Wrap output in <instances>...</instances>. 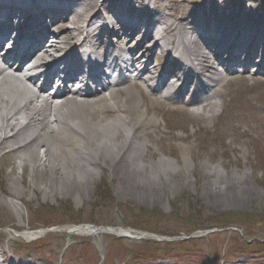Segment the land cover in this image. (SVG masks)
I'll return each instance as SVG.
<instances>
[{
	"label": "bare ground",
	"instance_id": "bare-ground-1",
	"mask_svg": "<svg viewBox=\"0 0 264 264\" xmlns=\"http://www.w3.org/2000/svg\"><path fill=\"white\" fill-rule=\"evenodd\" d=\"M258 1L262 5L197 0L177 10L163 0H42V7L34 13L37 0H0L4 10L0 12V131L10 133L0 134V151L11 159L24 157L36 175L54 182L99 175L107 160L111 166L106 169L123 174L126 185L138 177L152 182L147 179L151 168L140 164L145 151L136 145L140 135L133 130L147 131L158 124L142 112L145 106L150 113V98L140 95L143 104L138 105L133 101V88L126 86L136 80V86L155 95L166 94L174 100L173 107L188 100L192 116L208 108L215 111L214 88L222 82L215 62L229 68L242 53L244 57L257 53L253 66L264 70V0ZM49 17L54 22L43 27ZM93 21L90 36L81 40L82 27L85 32ZM28 25L30 33L26 32ZM41 28L46 29L43 39ZM28 43L37 53L22 59ZM72 45L74 51L66 53ZM116 52L130 63V70L127 79H117L110 96L97 97V90L84 93L82 89L63 101L60 98L66 92L53 102L42 96L43 87L51 84L49 80L65 73L71 84L86 86V65L95 72V67L106 64L111 72ZM160 53L172 57L170 78L164 83H158L162 71L152 61ZM71 62L73 70L79 71L76 77L69 69ZM41 149H45V162L39 158ZM10 180L15 181L14 177ZM96 232L92 227L67 230L69 235L91 236ZM116 232L129 235L124 229ZM20 234L29 240L38 236L30 231ZM15 261L0 253V264H19Z\"/></svg>",
	"mask_w": 264,
	"mask_h": 264
},
{
	"label": "rangeland",
	"instance_id": "rangeland-1",
	"mask_svg": "<svg viewBox=\"0 0 264 264\" xmlns=\"http://www.w3.org/2000/svg\"><path fill=\"white\" fill-rule=\"evenodd\" d=\"M163 1L179 10L197 0ZM232 89L231 107L215 119L148 100L151 111L143 106L142 112L158 128L133 132L152 182L138 177L126 185L123 174L106 169L110 160L99 175L54 182L36 175L24 157L1 150L0 253L20 264H264V82L240 81ZM39 158L45 162V149ZM91 224L194 238L169 244L62 231L36 240L20 234Z\"/></svg>",
	"mask_w": 264,
	"mask_h": 264
}]
</instances>
